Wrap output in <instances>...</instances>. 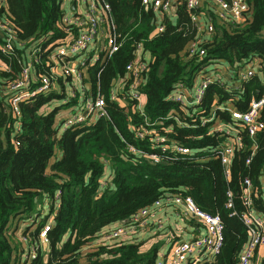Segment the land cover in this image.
<instances>
[{"label": "trees", "instance_id": "trees-1", "mask_svg": "<svg viewBox=\"0 0 264 264\" xmlns=\"http://www.w3.org/2000/svg\"><path fill=\"white\" fill-rule=\"evenodd\" d=\"M246 1L250 18L229 27L216 25V31L200 44L205 54L198 60V56L188 55L187 48L197 32L191 14L201 9L193 11L181 4L176 21L166 17L163 31L155 35V13L142 0H98L109 7L107 14L119 43L117 51L104 54L102 62L88 68L92 96L99 93L104 98L107 116L63 130L57 115L76 104L78 95L66 99L62 88L34 94L19 103V115L12 114L6 100L11 81L19 75L24 51L34 46L44 49L64 36L61 0L3 1L0 18L13 22L23 47L17 45L10 55L1 52L0 35V264H153L157 246L144 252L142 242L132 238L97 241L116 223L127 224L141 208L175 195L191 197L200 210L218 214L223 223L219 253L214 260L197 264L237 263L248 240L242 219L248 209L244 204L246 178L252 204L264 218V128L253 139L240 131L226 175L219 156L226 138L210 130L216 125L213 119L201 122L214 112L217 120L238 126L218 104L231 101L233 108L245 111L251 100L264 97V0ZM137 48L147 62L136 88L145 96L142 108H137V100L131 97L132 79L126 71ZM47 54H38L37 75L47 69ZM220 60L232 73L256 62L262 78L255 73L236 89L212 82L196 105L197 111L186 115L181 109L184 105L170 99L171 93L178 85L192 87L202 69ZM120 81L122 92L111 99ZM259 119L264 122V106ZM141 128L165 136L168 152L161 154L164 143L154 145L149 135L137 137L135 131ZM178 144L190 152H176ZM129 145L159 153L162 158L155 163L138 152H129ZM107 164L113 188L108 179L101 188ZM228 198L231 207H227ZM49 219L47 247L42 250L39 245L36 257L27 261L26 246L38 242ZM15 221L29 223L23 231L27 244L21 237L11 241ZM252 260L264 264V253L256 250Z\"/></svg>", "mask_w": 264, "mask_h": 264}, {"label": "built area", "instance_id": "built-area-1", "mask_svg": "<svg viewBox=\"0 0 264 264\" xmlns=\"http://www.w3.org/2000/svg\"><path fill=\"white\" fill-rule=\"evenodd\" d=\"M4 0H0L2 6ZM79 2L82 8H73V3ZM142 4L150 7L155 13L156 27L153 33L156 35L163 31L165 18L171 20V16L176 17V9L181 4H186L189 10L196 11L201 9L199 13L191 14V20L197 26L195 40L188 45L187 52L189 56H198V60L205 54L203 47L200 44L216 31V25L228 26V24L236 25L244 23L250 18V8L246 0H142ZM63 16L61 18V26L64 31V36L48 44L44 49L40 46L29 47L24 51V60L19 61L20 72L17 78L11 81L7 89V104L13 115H19L18 105L21 101L30 98L34 94L46 93L51 90L62 88L66 92V84L78 83L88 97L80 103H76L67 108V113H62L57 117L60 129H66L75 123L86 122L99 117L107 116L105 109V100L99 94L95 96L89 81L88 68L91 65L102 62L104 54L110 56L118 50L119 43L117 35L114 33V27L108 17L109 7L106 4H99L98 0H61ZM229 27V26H228ZM0 35L2 36L1 52L12 54L15 47L20 45L16 28L13 22L8 18H0ZM49 50V51H48ZM47 54L45 58L46 71L35 73V62L40 52ZM81 56H86L84 61L77 63V59ZM141 49L135 51L134 60L126 66L127 74L131 77L130 85L131 97L137 100V108H142L141 102L143 94L136 91L140 85L142 75L146 71L147 62L142 59ZM145 58V56H144ZM146 59V58H145ZM224 65L231 74H235L242 79L250 78L255 70L259 68L256 62L247 64L245 69H240L236 73H232L228 64L224 60H220L216 64H210L202 69L195 77L192 87L178 85L170 95V99L182 106V111L186 115H192L199 108L198 105L212 82L223 84L221 77H213L207 72L211 66L217 68L216 65ZM86 69V70H85ZM115 82V81H113ZM57 85V87H54ZM31 86L33 87L31 89ZM121 81L116 89L111 92V99L118 98V93L122 89ZM228 88H237L227 86ZM78 93L77 89L66 92L68 96H75ZM79 94V93H78ZM120 100L125 102L123 98ZM191 107L190 110L187 107ZM264 106V97L258 100H251L247 110L240 111L233 108L231 101H224L218 104L217 108L221 111L229 113L230 118L234 121L232 124H220L222 121L217 120L213 113L210 114L209 120L204 119L201 123L204 124L212 119L216 125H213L210 130L223 135L226 138L225 144L220 151L221 163L225 167V174L228 175V164L233 152V146L239 141L241 130H244L250 138L264 128V122L260 117L261 108ZM59 111L58 114H60ZM233 123V124H234ZM220 124V125H219ZM137 137L143 139L147 135L152 137L154 145L162 144L160 153L168 152L166 137L156 133L155 130H145L143 128L136 129ZM129 152H138L141 157H145L153 162H159L161 155L156 152H147L138 150L136 147L129 145ZM174 150L178 153H189L190 150L183 145H175ZM249 162V160H247ZM107 181H101V188H104ZM109 183V182H108ZM264 183V182H263ZM246 187L244 204L248 208L247 212L242 214L244 224L248 229V240L240 251L236 264H252V258L255 251L258 254L264 253V218L257 215L251 198H250V181L244 180ZM230 196V192L228 193ZM172 202L175 205L181 206L183 212L192 221H197L202 226L204 232L193 239L175 241L168 249L165 256L160 259H155L153 264H197L203 261H212L219 253L223 243V223L218 214L206 213L200 210L193 199L189 196L181 197L175 195L166 197L154 203L152 207H144L134 213L127 224H117L116 227L101 237L98 242H110L119 240L131 235L138 227L146 223V219L152 217L155 213V208L160 204ZM232 206L231 198H228L227 207ZM157 228L162 227V222L158 219L154 220ZM51 228V222L41 228L38 236V242L33 245L26 246L27 251L25 258L27 261L36 257V249L39 245H46L48 242L47 233ZM22 242L27 244L26 236L21 237ZM46 247V246H44Z\"/></svg>", "mask_w": 264, "mask_h": 264}, {"label": "crops", "instance_id": "crops-1", "mask_svg": "<svg viewBox=\"0 0 264 264\" xmlns=\"http://www.w3.org/2000/svg\"><path fill=\"white\" fill-rule=\"evenodd\" d=\"M79 7L80 9L82 8L79 2L73 3V8L77 9ZM171 20L175 22L176 17L172 15ZM244 69L245 67L243 68V70ZM255 73H257V76L259 78H262L263 73L260 70L258 69L255 70L254 74ZM207 74L213 77H219V78L221 77V80L225 87L226 85L227 86L230 85L231 87L232 86L236 87V85L238 86L244 80L235 74L234 75L231 74L230 71L227 69V67L224 65H219L217 66V68L211 66ZM70 83L66 84V89H65L66 92L69 93V90L72 91V89L75 88L79 93L76 94L78 95L77 103L84 101L86 97H88L87 94L84 91H82L78 83H74L73 85H70ZM141 102L145 103V96H142ZM120 103L122 105L124 104L122 100H120ZM60 111H61L60 115L62 113L66 115L67 108L61 109ZM220 124H225V122L222 121ZM111 175H112L111 167L109 164H107L105 166L103 181L105 179H108L109 182L108 185L111 186V188H113L111 182ZM44 207L46 206L44 205L43 208ZM182 210L183 208L181 206L175 205L172 202L160 204L158 207L155 208L154 215L146 219L145 224L138 227L137 230L134 231L131 235L124 237L122 239L129 240L132 238V240H135L136 242L141 241L142 244L140 249L144 252L149 250L153 246H157L156 259L157 258L160 259L161 257L166 255L168 249L175 241L193 239L194 237L204 232L202 226H200L197 221H192L190 218H188L187 215ZM155 219H158L162 222L161 228L156 227V225L154 224ZM117 224L119 223H116V225ZM252 264H257V263L252 261Z\"/></svg>", "mask_w": 264, "mask_h": 264}, {"label": "rangeland", "instance_id": "rangeland-1", "mask_svg": "<svg viewBox=\"0 0 264 264\" xmlns=\"http://www.w3.org/2000/svg\"><path fill=\"white\" fill-rule=\"evenodd\" d=\"M85 58H86V56H81L80 58L77 59V63H81L82 61H84ZM216 66H219V65L217 64ZM221 70H222V68H221ZM54 87H57V85H55ZM57 91H60V88H58ZM58 103L60 104V102H56L55 105H57ZM59 115L60 114H58L57 117ZM60 130H62V129H60ZM109 187H111V186H109ZM42 210L44 212L47 211V207H44ZM47 222H51V225H52L51 219H49ZM15 224H14L15 225V228L10 233L11 234V241L12 242L17 241V239L19 240V237H23V235H26L23 231H24L25 227L29 225V223L26 222V221H24V222H22V221L21 222L15 221ZM28 231L29 230H27V235H29L28 234ZM32 231H34V230H32ZM43 244H45V243H42V245ZM46 245H47V243H46ZM46 245H44V246H46ZM44 246L41 247L42 250H45V248L47 247V246L46 247H44ZM24 256H26V255H24Z\"/></svg>", "mask_w": 264, "mask_h": 264}]
</instances>
